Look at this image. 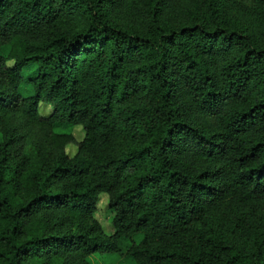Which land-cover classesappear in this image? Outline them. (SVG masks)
<instances>
[{
    "label": "trees",
    "instance_id": "16d2710c",
    "mask_svg": "<svg viewBox=\"0 0 264 264\" xmlns=\"http://www.w3.org/2000/svg\"><path fill=\"white\" fill-rule=\"evenodd\" d=\"M178 1L0 0V264H264V0Z\"/></svg>",
    "mask_w": 264,
    "mask_h": 264
},
{
    "label": "rangeland",
    "instance_id": "374dc122",
    "mask_svg": "<svg viewBox=\"0 0 264 264\" xmlns=\"http://www.w3.org/2000/svg\"><path fill=\"white\" fill-rule=\"evenodd\" d=\"M178 2L179 5L177 7H180L181 12L184 11V15H193L201 12L205 16V21L210 24L213 22L240 24L242 22H245L246 20L250 21L251 17L249 16L253 15V13H256L258 9H260L255 0H217L216 3H214V7H211L210 10H208L207 0H179ZM212 8H214L213 11ZM215 10H217V12H215ZM214 14H216L217 17ZM183 18L185 19V17ZM117 22L122 25L125 24L124 22H120V20ZM5 50L6 47L1 48V52H4ZM32 70L33 67H27L23 72L24 74H28ZM20 87L23 94L30 93V87L26 85H22ZM54 131L68 132L69 129L67 127H59L55 128ZM72 133L76 141H78L82 136L81 131L77 127L73 128ZM65 150L68 155H72L75 151V145L68 144ZM94 216L100 222H107V216H109V213L106 208L105 196L99 197V200L95 207ZM231 226L232 225H230V228ZM106 229H110L108 224H106ZM140 237L141 234L139 233H135L132 235V239L134 240V242L139 241ZM87 262L89 264H134L131 258L127 257L124 254H119L116 252L91 253L87 256Z\"/></svg>",
    "mask_w": 264,
    "mask_h": 264
}]
</instances>
